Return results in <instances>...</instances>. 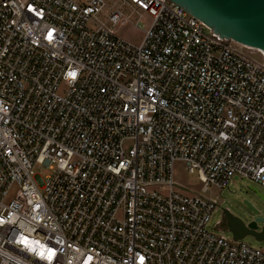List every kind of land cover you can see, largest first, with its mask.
Wrapping results in <instances>:
<instances>
[{
  "label": "built area",
  "instance_id": "built-area-1",
  "mask_svg": "<svg viewBox=\"0 0 264 264\" xmlns=\"http://www.w3.org/2000/svg\"><path fill=\"white\" fill-rule=\"evenodd\" d=\"M230 43L168 0H0V264H264L209 230L211 188L264 189V57Z\"/></svg>",
  "mask_w": 264,
  "mask_h": 264
},
{
  "label": "water",
  "instance_id": "water-1",
  "mask_svg": "<svg viewBox=\"0 0 264 264\" xmlns=\"http://www.w3.org/2000/svg\"><path fill=\"white\" fill-rule=\"evenodd\" d=\"M203 23L219 38L264 53V0H168ZM262 198V197H261ZM248 212L241 218L227 209L222 220L233 240L246 237L264 241L259 226L264 220L246 200Z\"/></svg>",
  "mask_w": 264,
  "mask_h": 264
},
{
  "label": "rangeland",
  "instance_id": "rangeland-1",
  "mask_svg": "<svg viewBox=\"0 0 264 264\" xmlns=\"http://www.w3.org/2000/svg\"><path fill=\"white\" fill-rule=\"evenodd\" d=\"M121 12L128 17V22L122 25H117L114 28L116 35L123 41L138 45L143 39V30L149 27L151 19L144 13H141V18L136 14H130L131 11L126 6L120 8ZM92 25H88L91 28ZM138 26V28H136ZM230 45L241 51L249 58L256 62H262L261 54L255 50H249L239 47L237 44L230 43ZM130 145L127 142L124 147ZM35 172L41 176L49 174L48 171L43 170L41 167H36ZM173 181L177 185L175 190L184 195H195L201 193L202 185L198 182L196 175L189 174L183 162L178 161L173 164L172 171ZM205 195L211 199H214L217 203V208L212 215L209 230H214L216 233L223 235L226 238H231V234L227 231L224 223L222 222V210L227 209L233 215L244 218L248 209L245 205H241L243 200L248 201L258 212V216L264 220V189L250 181L249 179L234 176L227 188L218 190L211 188ZM262 197V198H261ZM9 199L21 200L19 190L14 187L8 197ZM220 222L221 225L217 229H213L216 223ZM259 230L264 232V224L259 226ZM246 245L252 248H263L264 241H255L253 238L246 237L242 240Z\"/></svg>",
  "mask_w": 264,
  "mask_h": 264
},
{
  "label": "bare ground",
  "instance_id": "bare-ground-1",
  "mask_svg": "<svg viewBox=\"0 0 264 264\" xmlns=\"http://www.w3.org/2000/svg\"><path fill=\"white\" fill-rule=\"evenodd\" d=\"M244 49H249V50H255V49H251V48H248V47H242ZM256 52L260 53L262 57H264V53H262L261 51H258V50H255Z\"/></svg>",
  "mask_w": 264,
  "mask_h": 264
},
{
  "label": "flooded vegetation",
  "instance_id": "flooded-vegetation-1",
  "mask_svg": "<svg viewBox=\"0 0 264 264\" xmlns=\"http://www.w3.org/2000/svg\"><path fill=\"white\" fill-rule=\"evenodd\" d=\"M222 222L224 223V221L222 220ZM224 226H225V223H224ZM226 227V226H225ZM227 229V228H226Z\"/></svg>",
  "mask_w": 264,
  "mask_h": 264
}]
</instances>
